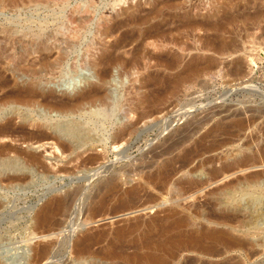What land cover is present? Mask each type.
Here are the masks:
<instances>
[{"label": "rangeland", "instance_id": "obj_1", "mask_svg": "<svg viewBox=\"0 0 264 264\" xmlns=\"http://www.w3.org/2000/svg\"><path fill=\"white\" fill-rule=\"evenodd\" d=\"M2 83L0 125L20 133L8 144L70 130L107 169L34 143L48 169L0 181V264H34L47 245L35 264H264V0H0ZM180 220L188 249L159 247Z\"/></svg>", "mask_w": 264, "mask_h": 264}, {"label": "bare ground", "instance_id": "obj_2", "mask_svg": "<svg viewBox=\"0 0 264 264\" xmlns=\"http://www.w3.org/2000/svg\"><path fill=\"white\" fill-rule=\"evenodd\" d=\"M137 17H138V15H137ZM137 17L134 20H137ZM61 63H62V59H57V60H55L53 62V64L52 63L48 64V66L52 67V69H56L59 66H61ZM87 76H88V74H87ZM85 79H86V76L84 77V80ZM81 81H83V80H81ZM3 87H4V83L0 84V89H2ZM3 117H4V114L0 113V119L3 118ZM17 117L22 118V116H20V115H18ZM31 120H33V118H30V120H28V122H30ZM23 121H27V120L23 119ZM127 126H129V125H127ZM132 127H134V126H132ZM53 129L54 128L52 126H46L45 133H41V134H38V135L37 134H32L33 137L30 138L31 140H29L28 143H27V146H28L27 150H23V149H21L19 147L12 146V145L8 144L9 140H14V138H16V135L20 134V133H18L17 128H15L13 126V124H9V123H4V124L0 125V181H1V184H2V182H7L10 185L11 184H20L27 177V175H29L30 169H28V168L37 167V168H42L44 171L48 169L46 164L42 161L41 157L35 151H33V144L34 143H40L41 141H53V142H55V144L59 148H61L63 150V152L68 151V150L72 151L73 153H76V152H78L80 150H84V154H86L88 152H91V154L89 156H87V158L84 159V161H83L84 165L87 166V165L100 164L101 168L98 166L100 172H102L105 169H107V168H104L103 163H100L101 161H104V160L107 159L106 150L105 149L102 150L101 154L94 153V147L91 146L92 142L88 141L87 138H84L83 136H81L79 134H75L73 131H70V130L64 131V130L59 129L58 131H56V130L53 131ZM131 129L132 128H129L127 130V132L124 133V134L121 133V134H115L114 135V137H113V144H114L113 149L114 150H116V151L119 150V146H115V145L118 142H120L121 140H123L127 136V133H131ZM210 136H211V134H210ZM28 139H29V137H28ZM34 140H37V142H35ZM38 141H40V142H38ZM125 154H126V152L119 153V155L117 156L116 160L119 161L121 158H123V156ZM11 155H14V158H11L10 157ZM228 170H229V168L225 167V168H223L221 170L214 171L213 174L215 175V177H219V176L224 175ZM59 171H62V169L59 170ZM178 171L179 170H177V169H173L171 171V173H170V176L175 175ZM108 172H109V175H113L115 181H117V179H118L117 173L114 172V170H111V169L108 170ZM134 173L135 172H133V174ZM166 177L167 176H165V178H164L165 180H166ZM25 181H26V179H25ZM151 182H152L151 178H145L144 179V184L145 185H150ZM110 193H113V190H110ZM125 195H126V198L122 201L123 205L125 206V207H123L124 210H125L126 207H130L131 208V207H133L135 205V202H136V200L138 198L137 197L138 196V191H137V189H133L131 191H128ZM107 197H111V196H107ZM71 200H72V197L70 198L69 196L65 200H63V202H61L62 204L57 207L56 214L65 215L67 213V210H68L67 204ZM103 201H105V199ZM1 207L2 206L0 205V208ZM52 215H53V213L51 214L50 212H43L42 214H39L37 216V220L42 225L48 226L50 224V222H51V219H52L51 216ZM183 222H184L183 220H180L179 222L168 224L165 227H163L162 228V232H161L163 238L160 240L158 246L162 247V248H165V249L169 248V249H172V250L173 249L177 250V249H181V248L182 249L183 248H187L188 249L189 239H188L187 236L183 235L180 232V229L183 226ZM121 236H123V235H121ZM95 237H96V235H94L93 237L92 236H88L87 240H85L86 243L94 240ZM210 240H215L217 242H225V243L228 241V239L226 237H222V236H220V237L219 236L218 237H212ZM88 246H89V244H88ZM88 246H86V247H88ZM51 249H52V245H47V246L41 248L36 253V255L32 259L31 263H34V264L37 263L40 259H42L44 256L49 254ZM86 250L87 249H85V251ZM205 250L209 252L210 250H212V247H205ZM125 262H126V264H135V263H137V264H149L151 262V256L149 254H145V253L144 254H135L133 256H126Z\"/></svg>", "mask_w": 264, "mask_h": 264}]
</instances>
